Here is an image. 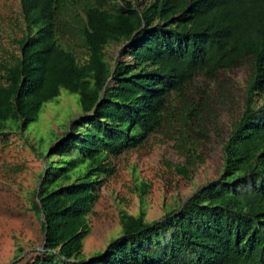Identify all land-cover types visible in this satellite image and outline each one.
<instances>
[{
  "label": "trees",
  "instance_id": "1",
  "mask_svg": "<svg viewBox=\"0 0 264 264\" xmlns=\"http://www.w3.org/2000/svg\"><path fill=\"white\" fill-rule=\"evenodd\" d=\"M17 18L16 52L0 45V136L25 132L60 90L80 111L39 151L30 209L42 245L26 264H264V0H18ZM109 44L120 61L106 62ZM244 63L219 176L149 222L138 184V214L120 211L121 235L78 259L111 159L159 133L182 159L169 167L191 176L205 158L212 88Z\"/></svg>",
  "mask_w": 264,
  "mask_h": 264
},
{
  "label": "rangeland",
  "instance_id": "2",
  "mask_svg": "<svg viewBox=\"0 0 264 264\" xmlns=\"http://www.w3.org/2000/svg\"><path fill=\"white\" fill-rule=\"evenodd\" d=\"M129 1L137 8L149 0ZM17 13L18 0H0V45L11 52H16L14 43L19 38L14 29L18 24ZM120 49L118 44H109L105 48L106 62L120 61ZM249 76L250 69L245 63L219 74L206 107L210 115L203 126L209 132L204 144V162L188 178L182 179L173 172L172 166L181 164L182 159L172 143L159 133H152L140 147L111 159L114 173L97 192L78 259L84 261L99 254L109 241L121 235L120 211L138 214L141 208L136 192L138 184L147 185L141 205L144 220L149 222L159 220L199 187L219 176L221 143L241 110ZM53 100L43 105L37 121L25 132L13 130L0 136V264H26L41 251V219L30 209L42 167L39 151L52 146L80 113L76 94L60 90Z\"/></svg>",
  "mask_w": 264,
  "mask_h": 264
},
{
  "label": "water",
  "instance_id": "3",
  "mask_svg": "<svg viewBox=\"0 0 264 264\" xmlns=\"http://www.w3.org/2000/svg\"><path fill=\"white\" fill-rule=\"evenodd\" d=\"M40 219L42 220V216L40 217Z\"/></svg>",
  "mask_w": 264,
  "mask_h": 264
}]
</instances>
